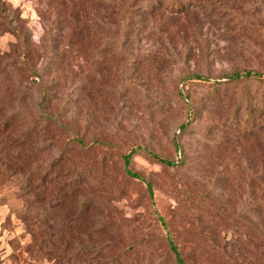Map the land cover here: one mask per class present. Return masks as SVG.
Returning <instances> with one entry per match:
<instances>
[{
	"label": "rangeland",
	"instance_id": "1",
	"mask_svg": "<svg viewBox=\"0 0 264 264\" xmlns=\"http://www.w3.org/2000/svg\"><path fill=\"white\" fill-rule=\"evenodd\" d=\"M124 1L119 14L107 16L102 0H0V100L27 109L41 100L35 88L6 93L14 78L16 87L23 80L25 53L50 87L44 109L52 96L48 112L64 116L49 137L68 156V181L80 185L44 228L37 219L36 231L22 211L34 196L25 180L36 183V172L58 153L43 149L39 135L19 147L14 138L23 123L2 125L0 264H56L32 242L55 234L68 243V264H172L166 232L152 226L146 182L165 220L191 222L182 245L213 243L264 264V80L225 78L264 75V0ZM70 101L71 112L61 111ZM4 120L0 110V125ZM136 147L175 165L135 154L130 164L140 179L124 178L120 156ZM9 163L19 166L13 177L3 167ZM88 169L92 180L83 174ZM99 189L95 207L89 194ZM97 254L104 260L91 261ZM211 258L203 254L196 264H216Z\"/></svg>",
	"mask_w": 264,
	"mask_h": 264
},
{
	"label": "trees",
	"instance_id": "2",
	"mask_svg": "<svg viewBox=\"0 0 264 264\" xmlns=\"http://www.w3.org/2000/svg\"><path fill=\"white\" fill-rule=\"evenodd\" d=\"M125 3L126 2L124 0H102V7L105 9V14L109 16V15L119 14L117 9L123 10L125 8ZM158 8L160 9V7ZM177 10L179 9L177 8ZM150 11H153V9L145 8V13L147 12L146 14H148V12ZM170 13H173V11H170ZM133 14L134 13L131 12L128 15L132 16ZM19 57H20V61H22V64L26 68L24 71V77L22 82L18 85V87L13 85L15 78L13 79L12 85L6 90L7 95L11 97L18 94V96H20L22 93H29L30 91H32L33 88H35L37 90L36 93H40L41 100H39V102L34 101L33 104L29 105V109H27V107L24 104L22 103L20 104V102L14 103L13 101L10 102L9 100H6L5 103L4 101L0 100V110L3 112V115L5 116V120H4L5 123L0 125V129L3 127L2 125L5 124H7V127H13V126H17L19 122H22L23 123L22 129L20 130V132L17 131L18 132L17 136L14 138L18 140L17 145L19 147L21 146L24 147L26 142L30 139V137L34 135L35 136L39 135L43 141V144H45L43 149L50 152L55 149V145L53 143V139L49 137V135L53 132V130L63 128L62 127L63 124L61 121L63 120L64 116L59 115L61 112H59V114H50L48 112V108L52 104L51 103L52 96H49L50 101L48 102L47 110L46 108L44 109L43 102L45 101L44 99H46V96H48L50 87L48 88L47 85L44 84L43 82L44 76H41L39 73H37L35 67L29 65L30 64L28 61L29 58L25 56V53H23ZM29 68H31V70ZM225 78H230L235 81L253 80V79L264 80V75L245 71L243 73H235L229 75ZM193 79H197V78L196 77L186 78V80H193ZM73 107L74 105H72V102L70 101V104L68 106L65 105L64 107H62L61 111H63L65 108L66 109L68 108L69 111L71 112V109ZM72 141L78 147H80V149L85 150V147L83 146L82 137L74 136ZM55 152L58 153V157L53 159L52 161L53 165L48 166L47 169H43V172L41 173H39V171L36 172V175L38 176L36 183L30 185L29 183L30 179L25 180L26 183L25 186H27L28 192H33L34 196L33 199L24 203L25 206H22L24 207V210L22 211L24 212L23 215L25 221H28L30 226L33 227L36 231H41L39 227L36 226V223L39 222L37 220L38 218L44 221L42 222V226L44 228L46 224H48V222L52 221L54 212H56V210H58L59 208H65L66 205L68 204L69 198L73 196L74 193L79 192L78 187H80V185L73 184L71 179L68 181V178L70 177L72 170H69L71 165L68 162V158H67L68 156L65 155L66 153L64 149L60 148L58 152L55 149ZM139 153H143L147 155L149 158L157 161L159 164L165 167H173L175 165V163H173L172 161L157 156L146 148L136 147L132 149L128 154L120 156L123 164L121 173L124 176V178L140 179V177L132 171L130 164L132 157L135 154H139ZM3 167L7 173L12 174V177L20 171L19 166L15 167L11 163L3 164ZM83 174L84 176L86 175L87 178H91V180L94 179V175L91 169L84 170ZM27 176L28 177L31 176V173L28 174ZM260 183H261V191H260L261 211L264 217V172L261 175ZM146 185H147L146 187H147L148 205H149V209L151 210L152 217L154 219L152 226L153 228L159 226L160 228L163 229V231L166 232L164 243L167 248L168 255L172 260V264H189L190 262L196 264V261H200L202 259L203 254L212 257L211 259H213L212 260L213 263L216 264H253L251 256L246 257L244 259L233 258L232 255H227L225 253H222V251L216 248L213 243H210L208 246H205V248H202V250H200L198 246H195V248L193 249L192 247H188L187 245H182V243H180L179 240L183 233H185L186 235L188 234L191 228V222L189 221V219H186V217L184 216L175 219V221H173V218L170 220H165L164 217L161 215L159 209H157L156 204L154 202V191L152 184L150 182H146ZM100 192H104V191L99 189L97 192L95 193L91 192L89 194L88 200H90L91 203L95 205V207L101 206L99 201L102 195L97 194ZM142 240L144 242L145 239ZM252 240L253 238L251 236L250 242H252ZM209 241L211 242V240ZM32 242L34 243L33 246L34 249H38V252H44L45 255L49 257V259L55 260L54 262H56V264H68V260H69L68 243H66V241L61 242V238H57L56 234L54 237L53 235H50L47 240L43 239L36 241L34 238ZM109 244H110L109 241L107 243H102L104 248H109L112 246L111 244L110 245ZM263 246H264V240H263ZM83 252L84 251H82V255H79L80 259L81 257H84L87 254L86 252H85L86 254ZM263 253H264V249H263ZM76 255L73 254V256ZM102 259L100 254H97L96 256L90 258L91 261H96V260L103 261L104 259L103 260ZM84 261L86 262V260ZM101 263L107 264L108 261L106 260V262H101Z\"/></svg>",
	"mask_w": 264,
	"mask_h": 264
},
{
	"label": "crops",
	"instance_id": "3",
	"mask_svg": "<svg viewBox=\"0 0 264 264\" xmlns=\"http://www.w3.org/2000/svg\"><path fill=\"white\" fill-rule=\"evenodd\" d=\"M5 214H4V212H3V208L2 207H0V216H4ZM6 216V215H5Z\"/></svg>",
	"mask_w": 264,
	"mask_h": 264
}]
</instances>
